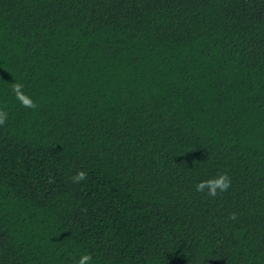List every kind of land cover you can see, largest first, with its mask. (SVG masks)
I'll return each mask as SVG.
<instances>
[{
  "label": "trees",
  "instance_id": "1",
  "mask_svg": "<svg viewBox=\"0 0 264 264\" xmlns=\"http://www.w3.org/2000/svg\"><path fill=\"white\" fill-rule=\"evenodd\" d=\"M0 108V264H264V0H0Z\"/></svg>",
  "mask_w": 264,
  "mask_h": 264
},
{
  "label": "clouds",
  "instance_id": "2",
  "mask_svg": "<svg viewBox=\"0 0 264 264\" xmlns=\"http://www.w3.org/2000/svg\"><path fill=\"white\" fill-rule=\"evenodd\" d=\"M11 90L15 96V99L24 108L36 109L37 104L33 99L27 95L24 91V85L20 82H14L11 85ZM8 120V113L0 108V126H4ZM73 183H80L87 179V172L79 170L74 176L70 178ZM231 187V178L228 174L218 173L215 177H210L206 180L200 181L195 185V190L200 193H207L211 197H215L218 193L227 191ZM232 218H235V214H232ZM93 257L90 253H82L79 259L76 260L75 264H91Z\"/></svg>",
  "mask_w": 264,
  "mask_h": 264
}]
</instances>
